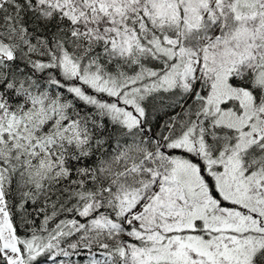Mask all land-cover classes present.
I'll return each instance as SVG.
<instances>
[{"label": "snow or ice", "instance_id": "obj_1", "mask_svg": "<svg viewBox=\"0 0 264 264\" xmlns=\"http://www.w3.org/2000/svg\"><path fill=\"white\" fill-rule=\"evenodd\" d=\"M82 250L264 264V0H0V264Z\"/></svg>", "mask_w": 264, "mask_h": 264}, {"label": "trees", "instance_id": "obj_2", "mask_svg": "<svg viewBox=\"0 0 264 264\" xmlns=\"http://www.w3.org/2000/svg\"><path fill=\"white\" fill-rule=\"evenodd\" d=\"M179 110L180 109H176V111H179ZM49 211H50V209H49ZM65 218H68V219L76 218L78 220L80 219L78 216L74 217L73 214H71V213H64L58 217V219H65ZM41 219H42V216L40 219H37V221H36L37 225L41 222ZM72 240L74 241L75 237H73ZM95 258L100 259L101 257L99 255H97ZM60 259H64V258H60ZM68 259H70L73 262V264H84V262L88 259V253L86 250H82L81 255L77 256V255L73 254Z\"/></svg>", "mask_w": 264, "mask_h": 264}]
</instances>
